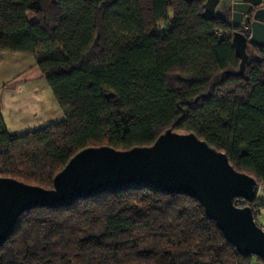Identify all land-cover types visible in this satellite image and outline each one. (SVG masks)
<instances>
[{"label": "trees", "instance_id": "16d2710c", "mask_svg": "<svg viewBox=\"0 0 264 264\" xmlns=\"http://www.w3.org/2000/svg\"><path fill=\"white\" fill-rule=\"evenodd\" d=\"M203 0H0V53L35 57L60 121L10 133L0 112V176L45 188L79 150L152 144L168 128L226 152L264 189V45L240 58L234 29ZM239 205V204H238ZM249 205L254 218L264 195ZM264 228V227H263ZM204 207L151 188L24 210L0 264H251Z\"/></svg>", "mask_w": 264, "mask_h": 264}, {"label": "water", "instance_id": "95a60500", "mask_svg": "<svg viewBox=\"0 0 264 264\" xmlns=\"http://www.w3.org/2000/svg\"><path fill=\"white\" fill-rule=\"evenodd\" d=\"M203 17L221 19L234 29L232 43L243 71L246 44L264 45V0H204ZM249 26L243 34L239 28ZM260 182L238 171L226 152L217 150L194 132L172 128L146 146L116 149L89 146L76 152L45 188L0 176V245L13 232L19 215L38 206H65L78 198L101 192L151 188L184 193L197 200L225 238L241 254L264 257V228L257 224L249 205Z\"/></svg>", "mask_w": 264, "mask_h": 264}, {"label": "crops", "instance_id": "0c3cea01", "mask_svg": "<svg viewBox=\"0 0 264 264\" xmlns=\"http://www.w3.org/2000/svg\"><path fill=\"white\" fill-rule=\"evenodd\" d=\"M0 112L7 130L15 134L64 118L33 55L0 53Z\"/></svg>", "mask_w": 264, "mask_h": 264}, {"label": "built area", "instance_id": "2783aa9c", "mask_svg": "<svg viewBox=\"0 0 264 264\" xmlns=\"http://www.w3.org/2000/svg\"><path fill=\"white\" fill-rule=\"evenodd\" d=\"M241 32H243V34H247V33L249 32V26H248V25H244V26H242ZM259 192H260L261 194L264 195V189H263V185H262V184L260 185V190H259ZM258 196H259V193H258ZM244 201H245V200L242 199V198H240V197H237V198L234 199V202H235L236 204L243 203Z\"/></svg>", "mask_w": 264, "mask_h": 264}, {"label": "rangeland", "instance_id": "374dc122", "mask_svg": "<svg viewBox=\"0 0 264 264\" xmlns=\"http://www.w3.org/2000/svg\"><path fill=\"white\" fill-rule=\"evenodd\" d=\"M261 195V193L259 192V196ZM242 203H240L239 204V206L241 205ZM238 205V204H237ZM258 222L260 223V224H262L263 225V227H264V211L262 212L261 211V213H260V215L258 216ZM251 264H263L262 262H260V261H257L256 259H252V261H251Z\"/></svg>", "mask_w": 264, "mask_h": 264}, {"label": "flooded vegetation", "instance_id": "af4514ba", "mask_svg": "<svg viewBox=\"0 0 264 264\" xmlns=\"http://www.w3.org/2000/svg\"><path fill=\"white\" fill-rule=\"evenodd\" d=\"M204 1V0H203ZM242 29V27L241 28H239V30H241Z\"/></svg>", "mask_w": 264, "mask_h": 264}]
</instances>
